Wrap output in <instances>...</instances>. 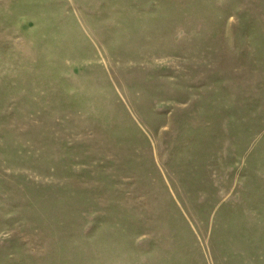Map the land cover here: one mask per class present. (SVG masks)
Wrapping results in <instances>:
<instances>
[{
  "label": "rangeland",
  "instance_id": "rangeland-1",
  "mask_svg": "<svg viewBox=\"0 0 264 264\" xmlns=\"http://www.w3.org/2000/svg\"><path fill=\"white\" fill-rule=\"evenodd\" d=\"M0 264H264V0H0Z\"/></svg>",
  "mask_w": 264,
  "mask_h": 264
}]
</instances>
